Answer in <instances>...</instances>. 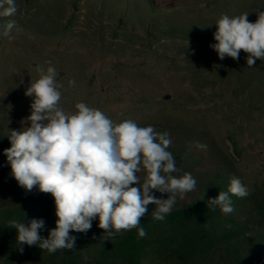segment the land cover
Masks as SVG:
<instances>
[{"label": "rangeland", "instance_id": "374dc122", "mask_svg": "<svg viewBox=\"0 0 264 264\" xmlns=\"http://www.w3.org/2000/svg\"><path fill=\"white\" fill-rule=\"evenodd\" d=\"M16 4L14 17L0 18V24L14 19L18 26L12 38L0 35V211L27 193L13 178L4 149L11 146L9 130L30 126L32 98L25 91L38 79L36 69L50 61L63 85L61 107L69 114L84 102L115 122L131 119L170 134L168 151L179 169L172 175L190 173L196 180L173 209L202 200L215 173L238 177L250 194L236 217L247 218L252 233L264 234V60L249 67L247 53L221 60L210 47L222 14L247 12L255 22L264 0ZM154 209L149 205L146 215ZM8 254L0 253V264H8ZM193 264L221 263L214 257Z\"/></svg>", "mask_w": 264, "mask_h": 264}, {"label": "clouds", "instance_id": "9594fccd", "mask_svg": "<svg viewBox=\"0 0 264 264\" xmlns=\"http://www.w3.org/2000/svg\"><path fill=\"white\" fill-rule=\"evenodd\" d=\"M17 11L16 0H0V18L14 17ZM256 11L255 22L248 20L247 12L222 14L216 21V43L210 47L219 59L238 60L243 51L248 54L249 67L257 59L264 60V11ZM17 28L14 19H7L0 24V35L12 38ZM48 65L36 69L39 77L25 91L32 98L31 114L26 118L30 126L9 130L11 146L4 149V155L20 187L51 194L57 219L47 238L40 235L46 227L42 218H32L27 224L9 221L17 230V243L36 245L49 253L74 250L77 237L70 233L86 234L97 218L98 227L109 236L137 229L143 238L146 231L140 225L148 206H155L154 219L163 220L178 198L184 199L195 189L196 180L190 173L172 175L179 169L168 151L171 138L167 131L139 126L131 119L115 122L84 102L75 105L74 113L66 112L60 104L63 85L57 83L56 68L50 61ZM69 84L74 86L75 81ZM197 147L206 145L198 143ZM249 194L242 180L232 177L228 190L209 198L207 207L230 214L234 211L231 196Z\"/></svg>", "mask_w": 264, "mask_h": 264}, {"label": "trees", "instance_id": "16d2710c", "mask_svg": "<svg viewBox=\"0 0 264 264\" xmlns=\"http://www.w3.org/2000/svg\"><path fill=\"white\" fill-rule=\"evenodd\" d=\"M212 178L204 187L202 200L194 199L187 207L173 209L163 220L152 215L142 217L140 226L146 231L143 238L137 229L109 236L98 227L97 218L86 234L70 233L77 237L74 250L55 253L36 245H19L17 230L9 226L11 220L27 224L32 218H42L46 227L40 235L45 238L55 227L51 194L27 191L17 204L0 211V253H9L5 259L8 264H193L214 257L221 264H264V234L252 233L248 219L236 217L244 212L245 197L231 196L234 211L230 214L219 207H207L208 199L227 191L231 180L220 173Z\"/></svg>", "mask_w": 264, "mask_h": 264}]
</instances>
